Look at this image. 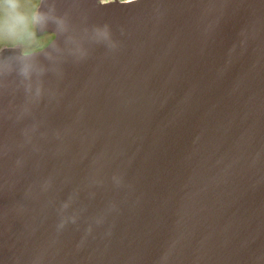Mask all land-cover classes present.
I'll list each match as a JSON object with an SVG mask.
<instances>
[{"label": "water", "instance_id": "water-1", "mask_svg": "<svg viewBox=\"0 0 264 264\" xmlns=\"http://www.w3.org/2000/svg\"><path fill=\"white\" fill-rule=\"evenodd\" d=\"M33 25L0 47V264H264V0H39Z\"/></svg>", "mask_w": 264, "mask_h": 264}, {"label": "rangeland", "instance_id": "rangeland-1", "mask_svg": "<svg viewBox=\"0 0 264 264\" xmlns=\"http://www.w3.org/2000/svg\"><path fill=\"white\" fill-rule=\"evenodd\" d=\"M1 1L2 0H0V2ZM24 7V0H5L4 4H0V42L8 39L16 23L19 22L21 13L25 11ZM50 39L51 36L49 34L38 32L33 25L26 41L16 44L22 47V51L29 52L40 48ZM1 46H3V44L0 45V47Z\"/></svg>", "mask_w": 264, "mask_h": 264}, {"label": "trees", "instance_id": "trees-1", "mask_svg": "<svg viewBox=\"0 0 264 264\" xmlns=\"http://www.w3.org/2000/svg\"><path fill=\"white\" fill-rule=\"evenodd\" d=\"M5 0H2L0 4H4ZM39 0H24L25 11L21 13L19 22L13 28L12 33L9 34L8 39L2 40V44H14L16 42L25 40L30 33L32 27V19L34 10L38 4ZM25 27V28H22Z\"/></svg>", "mask_w": 264, "mask_h": 264}]
</instances>
